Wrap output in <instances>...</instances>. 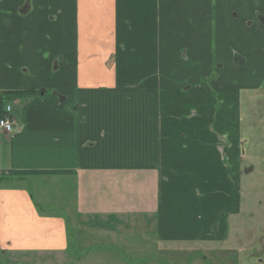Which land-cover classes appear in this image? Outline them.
I'll return each instance as SVG.
<instances>
[{
  "label": "crops",
  "instance_id": "1",
  "mask_svg": "<svg viewBox=\"0 0 264 264\" xmlns=\"http://www.w3.org/2000/svg\"><path fill=\"white\" fill-rule=\"evenodd\" d=\"M212 1L0 0V92H38L8 103L15 133L0 132V264H143L135 256L226 244L242 173L220 135L238 125V100L223 79L220 98L202 90L213 34L172 23L191 4L184 20L212 25ZM224 1L247 18L241 0ZM35 181L66 189L72 207L35 199Z\"/></svg>",
  "mask_w": 264,
  "mask_h": 264
},
{
  "label": "rangeland",
  "instance_id": "2",
  "mask_svg": "<svg viewBox=\"0 0 264 264\" xmlns=\"http://www.w3.org/2000/svg\"><path fill=\"white\" fill-rule=\"evenodd\" d=\"M254 1L256 0H241V9L246 8L248 14L244 20L234 11L240 9L236 8L237 5L225 9L227 6L226 1H224L226 5L222 6V0H215V2L212 1L213 4L211 3L216 8V19L212 25L209 22L203 23L202 20H184V16H188L194 9L191 4L186 15H181L183 17L180 20L181 22H172L176 24L173 29L176 28L182 33L190 31L191 27L195 25H200V35L202 31L204 33L209 31L213 34L211 48L213 49L212 52H215L213 57H210L209 70L211 69V71L204 79L205 82L202 81L205 86L202 90H211L214 96L219 95L217 98H220V92H223V90L219 88L220 85L217 83L223 79L231 88L230 95L238 100L239 117L237 126L239 130L234 125L230 134L220 135L222 144L225 147H232L229 142L238 147L236 157H240L238 160L240 159L239 166L242 173L237 212L228 216L227 222L224 220L225 224L228 225L227 242L226 244H214L206 250L201 246L194 245L197 247L194 250L191 249L194 252L191 250L186 252L185 248H173L174 251H184L185 256H152L154 253L151 252L150 256H135V262L141 261L143 264H148L150 260L159 259L161 262H157L158 264H264V0H257L263 1V5L256 6L253 5ZM186 4H189V1ZM226 16L228 21L224 18ZM232 20H240V22H236L237 25H232ZM232 32L236 34V37H233ZM186 39L187 45L192 46V39L188 36H186ZM201 40L199 39V44H201ZM183 46L186 50L187 46ZM184 55L187 56V54H181L180 59H184ZM193 55L197 56L196 53H193ZM171 57L172 55L167 59V65H171V62L175 60L171 61ZM188 61L186 59L183 62H186L192 70L200 71V64H190L191 62ZM225 68L230 73L236 72L237 76L227 75ZM215 84H217V89L214 88V90L212 88ZM188 85L184 90L186 92L189 89L191 90L190 85L193 84L188 83ZM166 86L170 88L168 78L166 79ZM168 88L165 92L168 93L167 96H170ZM203 91L200 95L206 96ZM193 94L195 93L190 95ZM209 95L211 96L210 93ZM217 102L219 101L213 102V110L216 108L221 109ZM224 151H226L224 157H227L230 166L236 165L235 158H231L226 149ZM0 157L2 166L3 162H6L3 160L2 151ZM47 184L42 181H35L32 187L28 185L26 188L37 200L36 192H40L42 198L53 199L54 204L56 203V205L53 204L55 209L67 211L68 208L72 207L73 197L68 196L69 193L66 192V189L62 190L61 187L57 188V186H48ZM0 185H3L2 181ZM22 185L25 187V182ZM134 236L141 238V242L143 241L148 245L153 242L150 234L143 233L140 236L134 232ZM119 250L122 251V249ZM148 251L150 250L146 248L136 249V252L142 254H146ZM188 253H193L194 256H189ZM122 257L125 256H119L120 260L116 261L117 264L125 261ZM171 259H173V262H170ZM57 264H61V261H58Z\"/></svg>",
  "mask_w": 264,
  "mask_h": 264
},
{
  "label": "trees",
  "instance_id": "3",
  "mask_svg": "<svg viewBox=\"0 0 264 264\" xmlns=\"http://www.w3.org/2000/svg\"><path fill=\"white\" fill-rule=\"evenodd\" d=\"M35 90H5L0 92V118L5 115L6 104L17 99H29L37 96Z\"/></svg>",
  "mask_w": 264,
  "mask_h": 264
},
{
  "label": "built area",
  "instance_id": "4",
  "mask_svg": "<svg viewBox=\"0 0 264 264\" xmlns=\"http://www.w3.org/2000/svg\"><path fill=\"white\" fill-rule=\"evenodd\" d=\"M11 108L6 107L7 116L3 119H0V131L5 134H10L15 129V122L9 117Z\"/></svg>",
  "mask_w": 264,
  "mask_h": 264
},
{
  "label": "bare ground",
  "instance_id": "5",
  "mask_svg": "<svg viewBox=\"0 0 264 264\" xmlns=\"http://www.w3.org/2000/svg\"><path fill=\"white\" fill-rule=\"evenodd\" d=\"M263 85V84H262ZM263 87V86H262ZM7 106H9L10 108H11V110H10V113H9V117L14 121V119H13V115H12V110H13V106L11 105V104H6V106H5V115L2 117V118H0V119H3V118H5L6 116H7V113H6V107ZM1 132V131H0ZM14 132V131H13ZM12 132V133H13ZM2 133V132H1ZM11 134V133H10Z\"/></svg>",
  "mask_w": 264,
  "mask_h": 264
}]
</instances>
